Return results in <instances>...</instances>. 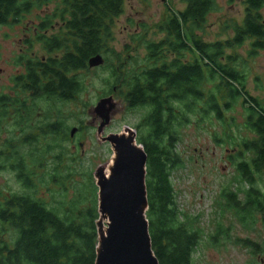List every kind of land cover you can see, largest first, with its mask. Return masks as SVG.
Here are the masks:
<instances>
[{"label":"trees","instance_id":"1","mask_svg":"<svg viewBox=\"0 0 264 264\" xmlns=\"http://www.w3.org/2000/svg\"><path fill=\"white\" fill-rule=\"evenodd\" d=\"M182 1L184 9L170 11L157 25L161 38L136 35L144 55L140 63L129 55L135 64L126 67L111 46L113 21L122 14L124 0H0V26L23 22L29 13L53 4L50 13L36 14L35 31L26 39L30 48L39 45L35 53L41 57H18L26 67L20 81L28 99L0 96V129L10 125L19 133L16 148L9 140L0 147V170L14 171L22 190L0 189V264H95L97 188L88 171L82 172L84 181L72 182L71 163L77 157L64 145L70 127L62 107L78 100L82 73L97 54L104 60L100 67H109L105 93L122 97L129 109H144L136 141L147 155L145 215L158 264H193L199 242V231L176 207L170 180L182 165L175 148L181 127L215 121L222 136L215 131L213 140H230L237 147L229 159L248 184L243 201L233 191H222L225 209L242 223L264 213L263 194L254 186L255 175L264 169V108L245 88L246 61L233 50L226 52L252 36L253 48L264 47L260 5L250 3L243 22H233L232 37L206 42L202 31L213 0ZM239 101L245 108L240 125L245 134L237 139L226 114ZM81 129L79 123L76 132ZM70 183L78 184L71 193Z\"/></svg>","mask_w":264,"mask_h":264},{"label":"rangeland","instance_id":"2","mask_svg":"<svg viewBox=\"0 0 264 264\" xmlns=\"http://www.w3.org/2000/svg\"><path fill=\"white\" fill-rule=\"evenodd\" d=\"M217 2L216 10L208 15L202 31L205 40L213 41L228 37L223 31V23L233 19L240 21L242 17V4L239 0ZM184 7L185 3L182 0H124L122 14L113 21L111 42L113 49L121 53L123 65L130 67L135 64L128 58L129 55L139 63L143 58L144 49L135 38L136 35L144 36V39L158 40L162 35L158 32L157 25L170 11L182 10ZM52 9L53 4H49L44 9L29 13L23 22L13 26H0V92L6 89L3 87L10 84L11 75L19 71L13 66L17 63L15 58L17 55L25 54L23 53L25 39L33 34L32 27L38 21L36 14L44 16ZM262 12L264 14V9ZM58 23L56 20L55 28L58 27ZM226 29L228 31L230 28ZM125 45L129 48L125 49ZM33 50L37 52L38 46ZM239 53L246 61L245 88L248 93L258 98L264 108V49L252 56H248L244 49L239 50ZM100 66L82 73L84 90L75 103H65L66 105L62 107L68 115L66 124L70 129L78 127L79 123L82 125V129L76 132L73 138L64 141V145L77 157L75 163H71L75 171L73 177L75 181L72 182L77 180L76 183L84 181L82 172L88 171L92 174L95 185L94 172L99 167H103L104 173L108 174L113 150L110 143L103 141L102 137L109 133H125L129 128L134 132L136 141L138 135L136 124L144 114V109H129L122 97L114 93H105L109 89L106 84L109 67L106 69ZM107 95L113 96L115 107L109 123L100 134H97L100 119L93 113V107L101 97ZM244 109L239 101L226 114L234 123L231 128L237 139H240L239 135L245 134L240 127L244 119ZM215 131L218 136H222L215 121L211 126L206 123L201 126L188 124L181 127L180 138L175 145L182 159V165L173 170L170 176L175 191L176 207L191 219L192 227L200 233L199 242L192 255L193 264H264V213L255 214L252 223V219L242 223L231 209L226 210L224 207L225 200L221 197L223 190L235 192L237 199L243 201L244 190L248 188V184L238 178L235 164L229 159L237 147L227 139L217 144L212 137ZM15 132L17 129L10 125L2 127L0 140L2 136L8 137ZM74 184L70 183L68 192H72ZM254 186L263 194L264 203V169L255 175ZM40 188L44 190L45 187ZM0 189L3 192L22 191L15 182L12 172L7 169L0 170ZM43 195L46 200L49 198L46 189ZM106 222L104 218L97 219V225H102L101 229L106 226ZM245 241L253 243L255 247L245 246Z\"/></svg>","mask_w":264,"mask_h":264},{"label":"water","instance_id":"3","mask_svg":"<svg viewBox=\"0 0 264 264\" xmlns=\"http://www.w3.org/2000/svg\"><path fill=\"white\" fill-rule=\"evenodd\" d=\"M102 63L100 54L88 60L90 68ZM114 107L112 95L101 97L93 107L100 119L97 134L109 123ZM75 131L72 127L70 135ZM102 140L110 143L113 158L108 174L103 167L94 172L99 217L107 220L105 230L97 225L95 264H158L145 215L147 155L129 128L125 133H109Z\"/></svg>","mask_w":264,"mask_h":264},{"label":"flooded vegetation","instance_id":"4","mask_svg":"<svg viewBox=\"0 0 264 264\" xmlns=\"http://www.w3.org/2000/svg\"><path fill=\"white\" fill-rule=\"evenodd\" d=\"M228 1H234V0H228ZM239 2L242 4V17H241V20L240 21H236V20L233 19V21H230V22L225 21V23H223V27H228L229 26L228 28H230L228 31H226L227 36L228 37H230V36L232 37L233 36V29L231 28L232 27L231 25H233V22L235 24H241L243 22V20L245 18V14H246V9H247V7H248V5L250 3L253 4V5H260V8L258 9V12H259V15H260V23L263 26V31H264V14L262 12V10L264 9V0H251V1L250 0H239ZM213 4H214V8L211 9L208 12L207 17H208V15L211 12H213V11L216 10L217 5H218L217 0H213ZM1 26H4V25H1ZM34 31L35 30H33L32 33H34ZM228 37H226L224 39H218V40H223L224 41ZM26 39H28V38H26ZM26 39H25V42H26ZM205 41L206 42H213V41H216V40H213V41L205 40ZM254 41H255V36H252L251 38H248L247 41L243 42L241 45L235 46L234 49L227 48L226 49V52H229L230 53V52H232L231 50H233L234 53H237L238 55H240L239 50H243L244 49L245 52L247 53V55L249 56L248 52H250V51L251 52L253 51L252 53H256V52L264 49V47H261V48H253L251 44L254 43ZM36 46H38V50H39V45L38 44H36L32 48H30L28 46L27 42H26L25 49H23V53H25V54H22V55H25L26 57L28 56L30 58L35 57V56L41 57V55L39 53L36 54L35 51L33 50ZM38 50H37V52H38ZM18 57H19V55L16 56L15 61H17V63H15L13 66L15 68H18L19 71L17 73H14V74L11 75V77L9 78L10 84L7 87H3V88H6V89L5 90L2 89V91L0 92V96L1 95H11V96L15 97V95H18L20 98H27L28 99L29 92H24L23 91L22 86H21V82L22 81H20V76L25 75L26 67H25V63L24 62H22V61H19L18 62ZM224 58L225 57L223 56L222 59L224 60ZM249 95L252 96L253 98H255V100L257 101L258 104L262 105L261 102L258 100V98L254 97L250 93H249ZM75 128H76V131H77V127H75ZM76 131L74 132V134L76 133ZM74 134L73 135H70L69 134L70 138H73L74 137ZM18 135H19V133L17 131L15 133H12L8 137L6 135L2 136L1 137V140H0L1 145L2 146H7L8 143H9L7 140H9L10 141V143H9L10 146L16 148ZM80 144L81 143L79 142V145ZM6 151L7 150H5V152ZM5 154H7V153H5ZM11 154H12V152L10 151V154H7V155H11ZM3 170H6V168L3 169ZM12 174H13V177H14L15 182L21 188V185L19 184V182L15 178L16 177L15 176L16 173L13 171Z\"/></svg>","mask_w":264,"mask_h":264},{"label":"bare ground","instance_id":"5","mask_svg":"<svg viewBox=\"0 0 264 264\" xmlns=\"http://www.w3.org/2000/svg\"><path fill=\"white\" fill-rule=\"evenodd\" d=\"M106 173V172H105ZM104 229V228H103Z\"/></svg>","mask_w":264,"mask_h":264}]
</instances>
